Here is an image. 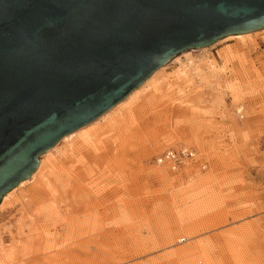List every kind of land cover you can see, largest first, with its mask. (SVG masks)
<instances>
[{"label":"rangeland","instance_id":"obj_1","mask_svg":"<svg viewBox=\"0 0 264 264\" xmlns=\"http://www.w3.org/2000/svg\"><path fill=\"white\" fill-rule=\"evenodd\" d=\"M252 35L185 50L158 69L175 74L190 57L224 66L223 53L239 50L235 63L240 66L230 63L222 75L232 78L236 68L245 80L242 95L225 89L222 99L201 93L197 100L199 79L174 81V100L160 101L149 119H140L128 150L118 158L111 153L103 161L95 157L82 167L78 191L73 184L61 187L56 194L60 220H44L26 200L36 181L32 176L18 185L16 196L0 208V243L9 247L27 240L31 231L38 236L48 228L62 238L58 247L66 253L58 259L72 264H264V29ZM180 90L194 106L174 107ZM65 145L62 138L53 152ZM181 149L196 155L177 167L159 161L167 151ZM73 216L85 219L86 226L67 238L65 224ZM43 257V251H34L9 264L53 263H42Z\"/></svg>","mask_w":264,"mask_h":264},{"label":"water","instance_id":"obj_2","mask_svg":"<svg viewBox=\"0 0 264 264\" xmlns=\"http://www.w3.org/2000/svg\"><path fill=\"white\" fill-rule=\"evenodd\" d=\"M261 29L264 0H0V204L173 57Z\"/></svg>","mask_w":264,"mask_h":264},{"label":"bare ground","instance_id":"obj_3","mask_svg":"<svg viewBox=\"0 0 264 264\" xmlns=\"http://www.w3.org/2000/svg\"><path fill=\"white\" fill-rule=\"evenodd\" d=\"M252 34L253 32H248L230 35L226 38H238L243 40L251 36V39L253 36ZM238 56H240L239 50L225 51L222 55L225 61L224 66L233 63L234 65L237 64L236 66L239 67L240 58H238ZM236 60L239 61L235 63ZM224 66L216 64L215 61L205 63L203 60L197 61L193 57H190L188 60L181 62L180 67L175 71V74L166 75L161 73L160 70L156 71L139 89H135L125 101L119 103L121 104L120 106L117 104L119 107H114L116 110L112 109L114 111H108V113L99 118L98 121L89 125V127H83L81 130L79 129L80 131L72 132L63 137V140L66 142L63 149L53 152L56 148L54 147L47 151L45 153L46 157L40 160L38 169L31 177V179H35L36 181L27 191L29 197L28 195H25L26 192L23 193V195L26 196V200H30V203L36 205L37 212L44 218V220H60L62 218L59 212L61 201L56 194L59 193L61 187L73 184L74 190L80 189V186H82L80 181V170L83 169L82 167L90 165L89 162L95 157H101L100 160L103 161L102 157L110 155L111 153L113 157L115 156L118 158L121 151L127 149L128 146L126 147V144L128 138H131L132 136H129L134 134L133 130L137 127L136 125L139 124L140 119L143 117L145 120L149 119L152 116L150 110L158 106L157 104H159L160 101L163 103L165 100L173 99V93H170V91H172V87L175 84L174 81H186L189 83L191 82L189 80L192 77L199 79V89L196 91L197 98H195L197 100L200 99L201 93L208 95L209 98L214 100L222 99V93L225 89L233 92L234 96H239L244 88L245 80L242 76L239 78L237 75L239 71H237L236 68L235 72L238 73L233 72L234 74H232V78L224 77L222 75L226 69ZM178 92L182 93L183 90ZM182 94V97H180L178 101L176 100V103L174 104V107L180 111H183L182 108L194 106L192 100L189 101L186 99L188 95L186 96V94ZM156 115L157 113L154 116ZM144 127L147 128L145 125ZM122 139L125 140H123V147L120 146L116 151L117 144H119ZM130 142H128L129 144L127 145H130ZM75 179L78 182H76ZM27 181L29 180L22 181L19 186ZM16 190L17 188L8 192L4 196L0 208L9 203V200L14 196ZM86 207L90 210L89 206ZM30 215L33 216L32 214ZM73 217L75 218H72V221L65 224L67 229V234L65 235L67 238H71L77 228H81L80 230L83 231V227L86 226V224H82L85 219H79V216ZM89 219L91 220L92 217L90 216ZM18 225L23 232V227H25L26 221L21 218L18 221ZM34 228L32 227L31 230ZM54 230L55 231L46 228L43 231V235L37 234L38 236L34 235L33 231H31V236L27 240L22 242L21 239L20 243H14L9 247H6L4 243H0V264H9L10 261L34 251L39 253L43 251L46 258L43 257L44 259H42V263H46L45 259H48V261L53 262L52 264L55 262L72 264L71 262H66L65 260L64 262L61 261L62 259H58V256L63 255L66 251L59 250L58 246L62 243V238L59 237L60 234L58 231L56 229Z\"/></svg>","mask_w":264,"mask_h":264},{"label":"built area","instance_id":"obj_4","mask_svg":"<svg viewBox=\"0 0 264 264\" xmlns=\"http://www.w3.org/2000/svg\"><path fill=\"white\" fill-rule=\"evenodd\" d=\"M196 154L192 149H181L179 151L169 150L167 151L162 158H160V162L165 160L171 161L174 167H177L178 164H181L185 158H192Z\"/></svg>","mask_w":264,"mask_h":264}]
</instances>
